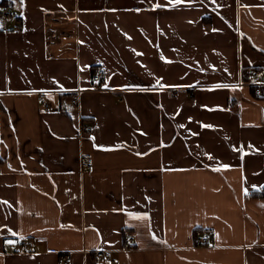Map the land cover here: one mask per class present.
Listing matches in <instances>:
<instances>
[{
  "label": "crops",
  "instance_id": "0c3cea01",
  "mask_svg": "<svg viewBox=\"0 0 264 264\" xmlns=\"http://www.w3.org/2000/svg\"><path fill=\"white\" fill-rule=\"evenodd\" d=\"M9 1L0 264H264V0Z\"/></svg>",
  "mask_w": 264,
  "mask_h": 264
},
{
  "label": "built area",
  "instance_id": "2783aa9c",
  "mask_svg": "<svg viewBox=\"0 0 264 264\" xmlns=\"http://www.w3.org/2000/svg\"><path fill=\"white\" fill-rule=\"evenodd\" d=\"M57 17V13H55V16L52 18H56ZM52 21V20H51ZM20 25L18 23V14L16 11L13 10L12 6H10L9 4L3 5L0 8V29L2 31H18L20 30ZM47 38L49 40H55L58 37V30L56 28H48L47 30ZM257 73H254V76H256ZM104 77V71L102 68L97 67L94 69L93 74H92V81L99 83ZM254 93L256 94V96H260L263 93V90L260 86H257L254 89ZM80 94V90H76L71 96H70V103L75 105L78 103V96ZM45 107H48L47 104H45ZM81 129L83 131L88 130V126L86 125H82ZM92 164V160L87 157V156H82L80 158V168L81 169H88L91 167ZM130 239H126L124 241L125 245L130 244ZM196 242L198 243V245H204L208 242V238L205 236H202L201 234H197L196 236ZM95 257L100 260L104 258V254L100 251H97L95 254ZM71 263V257L69 255L63 254L60 255L57 258V264H70Z\"/></svg>",
  "mask_w": 264,
  "mask_h": 264
},
{
  "label": "trees",
  "instance_id": "16d2710c",
  "mask_svg": "<svg viewBox=\"0 0 264 264\" xmlns=\"http://www.w3.org/2000/svg\"><path fill=\"white\" fill-rule=\"evenodd\" d=\"M9 0H0V8L3 6V5H6V4H9ZM97 68V66L95 67ZM94 68V69H95ZM94 71V70H93ZM254 195H257V196H263L264 195V189L262 190V192H258V193H254ZM205 231L197 228L196 230H194V237L196 238L197 234L198 233H204Z\"/></svg>",
  "mask_w": 264,
  "mask_h": 264
},
{
  "label": "snow or ice",
  "instance_id": "6c2138e0",
  "mask_svg": "<svg viewBox=\"0 0 264 264\" xmlns=\"http://www.w3.org/2000/svg\"><path fill=\"white\" fill-rule=\"evenodd\" d=\"M175 2L176 3H179L180 2V0H175ZM169 3H172V0H169ZM160 5H156V7H159ZM158 83H159V81H158ZM105 86H107V85H105ZM105 150H107V149H105ZM247 194V193H246ZM262 207H264V205H262ZM137 218H140V217H137ZM154 239H155V236L153 237Z\"/></svg>",
  "mask_w": 264,
  "mask_h": 264
},
{
  "label": "rangeland",
  "instance_id": "374dc122",
  "mask_svg": "<svg viewBox=\"0 0 264 264\" xmlns=\"http://www.w3.org/2000/svg\"><path fill=\"white\" fill-rule=\"evenodd\" d=\"M51 20H52V21H54V20H55V18H54V19H52V18H51ZM56 29L58 30V28H56ZM62 33H63V34H66L65 32H62Z\"/></svg>",
  "mask_w": 264,
  "mask_h": 264
}]
</instances>
